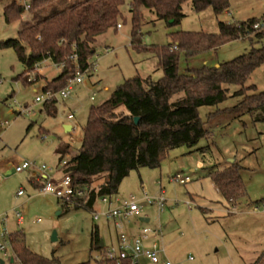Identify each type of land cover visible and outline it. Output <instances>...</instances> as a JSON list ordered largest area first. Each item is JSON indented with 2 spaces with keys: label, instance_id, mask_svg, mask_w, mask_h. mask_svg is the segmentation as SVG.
<instances>
[{
  "label": "rangeland",
  "instance_id": "rangeland-1",
  "mask_svg": "<svg viewBox=\"0 0 264 264\" xmlns=\"http://www.w3.org/2000/svg\"><path fill=\"white\" fill-rule=\"evenodd\" d=\"M80 1L83 0H58L33 14L23 13L12 23L6 21L5 5L0 1V42L18 38L23 28ZM183 11L185 16L180 23L168 24L154 12L143 9L142 43L167 45L173 42L172 34L181 30L217 33L220 21L236 23L256 18L264 26V0H232L229 9L219 14L211 7L196 11L192 2L187 1ZM122 13L119 21L122 27L109 29L98 38L95 53L89 60L94 66L91 72L83 74L84 82L73 84L72 94L67 99L56 95L50 100H57L54 115L48 114L43 102H37L36 97L43 94L44 85L60 70L46 59L41 63V71L29 81L30 72L18 59L16 51L13 48L0 51V215L9 213L10 232L22 233L28 248L47 259L46 264H98L101 254L91 250L94 227L99 229L105 246L117 244V233L111 222L95 221L92 210L84 207L66 209L57 195L41 191L42 181L38 175L42 172L36 168L17 172L16 166L24 160L34 162L37 167L45 165L46 174L60 182L65 173L57 149L62 145L70 146L64 161L78 152L91 107L109 99L128 78L140 75L158 80L163 76L156 57L131 43L129 1L122 7ZM263 46L264 36L240 38L212 52L189 58L183 55L180 70L217 66ZM23 74L28 84L23 82ZM251 84L256 90H248L249 95L264 91V63L254 70L246 86ZM239 88L232 85L226 100L199 108L208 133L196 147H175L160 167L132 170L116 194L125 200L143 203L142 185L151 197L163 189L166 199L163 210L145 203L144 211L132 219V226L144 225L153 230L161 227L159 248L164 247L167 258L174 264H252L264 252V113L252 115L236 111L242 99L235 94ZM70 113L74 118H68ZM65 124L73 129L67 132ZM234 162L241 166L245 194L238 201L229 202L207 173ZM177 173L188 174L192 179L180 184L173 178ZM104 180V175L95 178L93 186L98 187ZM20 190L22 195H18ZM98 205L99 201L94 210ZM16 211L24 217L21 225L15 222ZM144 215L150 218L149 222L140 219ZM54 231L57 240H52ZM154 236L152 232L151 237ZM190 256L194 259L190 260ZM2 260L4 263L0 259V264H20L9 258Z\"/></svg>",
  "mask_w": 264,
  "mask_h": 264
},
{
  "label": "trees",
  "instance_id": "trees-1",
  "mask_svg": "<svg viewBox=\"0 0 264 264\" xmlns=\"http://www.w3.org/2000/svg\"><path fill=\"white\" fill-rule=\"evenodd\" d=\"M4 3V16L8 23L20 19L24 8L16 0H0ZM58 0H32V14ZM129 1L132 15L131 43L138 50L151 52L163 76L154 80L151 76L136 75L119 85L99 106H92L83 127L81 147L62 167L70 175L74 189L81 192L70 201H62L66 209L95 208L103 195H115L123 179L140 167H160L168 152L178 146H197L208 130L199 116V108L216 105L228 97L229 87H240L235 92L242 96L235 107L254 115L264 113V91L247 85L252 73L264 63V46L252 48L239 57L215 65L180 70V59L217 50L221 45L240 39L264 36V26L256 18L236 23L219 22V32L181 30L172 34L173 42L167 45H144L141 20L143 9L156 14L168 24H178L185 16L183 5L192 2L196 11L211 7L216 14L229 9L232 0H83L62 9L19 31L16 39L0 42V51L13 48L27 72L45 59L65 65L59 74L44 85V89L60 90L75 76L78 68L86 70L95 53L98 38L109 29H117L123 17L122 7ZM172 21V22H170ZM257 25V27H256ZM177 45V49H172ZM71 56H76L75 60ZM25 74V73H24ZM22 76L24 83L27 79ZM32 84V83H31ZM57 100L44 103L48 114L56 113ZM135 117H139L136 124ZM70 146H59L63 157ZM241 166L234 162L223 168L210 170L207 175L222 196L229 202L238 201L245 194L240 174ZM105 180L98 187L93 180L99 176ZM14 258L20 264H46L49 261L33 253L25 243L22 233H13ZM108 246L94 227L91 250L105 255ZM80 264H90L83 262ZM98 264L110 263L102 258ZM121 264H132L131 258ZM139 264V263H137ZM252 264H264V252Z\"/></svg>",
  "mask_w": 264,
  "mask_h": 264
},
{
  "label": "built area",
  "instance_id": "built-area-1",
  "mask_svg": "<svg viewBox=\"0 0 264 264\" xmlns=\"http://www.w3.org/2000/svg\"><path fill=\"white\" fill-rule=\"evenodd\" d=\"M16 1L24 8V13L29 12L32 0ZM121 27L122 24L119 23L118 28ZM172 49H177V45H173ZM71 59L75 60L76 56H71ZM41 63H38L36 65L35 70L32 71L33 75H31L32 72L29 73V81H32L37 72L41 71ZM53 65L56 69L61 71L65 63L53 62ZM93 66L94 63L90 64L89 67L84 71L80 70L77 66L78 70L75 76L68 80L67 85L64 88L58 91H55L53 89H43V94L37 95L36 101L43 102L44 104L50 101L56 95L61 96L63 99H67L72 94L73 84L83 83V74L85 72H91ZM73 117V113H70L68 116V118ZM66 162L67 161L63 160V162L61 163L62 167L66 164ZM28 168H36L40 172L44 173L42 175H38L39 180L42 181L41 191L44 193L52 192L57 195L62 201H70L75 195L81 194L80 191L74 189V187L72 186L70 175L65 174L64 178L60 182H56L55 179L46 174L47 167L45 165L37 167L34 162L24 160L21 164L16 166V171L22 172L23 170ZM173 178L180 184H186L192 179L190 175H184L181 173L175 174ZM142 190L145 194L143 203H139L135 199L125 200L116 194L103 195L97 199V202L99 201L100 205L98 206L99 208L92 210L93 219L95 221L104 219L107 222H111L117 233V244L108 246L105 255H101V259L105 258L110 263L115 262L117 264H121L123 260L131 258L132 264H137L141 262L142 258H145L150 264H174L171 260L162 256L164 249L159 248L158 234L160 233L161 227L153 230L148 226H143L135 235H132L127 230L130 226H132V219L144 211L145 203L154 204L161 211L164 208L166 199L163 196V189H161V192L154 197L148 195V192L144 186ZM22 194L23 191L20 190L18 192V195ZM187 204L189 206L192 205L190 201H188ZM14 216L17 225H21L24 221V217L21 212L16 211ZM8 222V212L0 215V259L10 258L12 255H14L12 243L13 233L9 230ZM152 232H155V236L153 238L151 237ZM189 259L193 260L194 258L190 256Z\"/></svg>",
  "mask_w": 264,
  "mask_h": 264
},
{
  "label": "crops",
  "instance_id": "crops-1",
  "mask_svg": "<svg viewBox=\"0 0 264 264\" xmlns=\"http://www.w3.org/2000/svg\"><path fill=\"white\" fill-rule=\"evenodd\" d=\"M74 118V117H73ZM65 126H68V124H65ZM71 126V125H70ZM73 128H72V126H71V128H70V131L72 130ZM69 132V131H68ZM43 173V172H42ZM44 174V173H43ZM37 176V175H36ZM35 176V177H36ZM34 177V178H35ZM143 186L144 185H142V189H143ZM145 187V186H144ZM146 189V188H145ZM148 192V191H147ZM97 205V204H96ZM95 205V206H96ZM99 206V205H98ZM140 219L142 220V219H149V221H150V218L147 216V215H144V216H142V217H140ZM143 222H147L146 220H142ZM17 224V223H16ZM131 225H132V223H131ZM144 225H136V226H130L127 230H128V232L129 233H131L132 235H135V234H137L138 232H139V229L141 228V227H143ZM163 249H164V247H163ZM162 256L164 257V258H167V255H166V251H165V249H164V252H163V254H162ZM14 259V261H16V259L14 258V255H12L9 259L11 260V259ZM13 261V262H14ZM1 263H4V261L1 259ZM139 264H150L148 261H147V259H145V258H142L141 259V262L139 263Z\"/></svg>",
  "mask_w": 264,
  "mask_h": 264
},
{
  "label": "water",
  "instance_id": "water-1",
  "mask_svg": "<svg viewBox=\"0 0 264 264\" xmlns=\"http://www.w3.org/2000/svg\"><path fill=\"white\" fill-rule=\"evenodd\" d=\"M170 22H172V21H170ZM134 121H135V123L137 124V123L139 122V117H135V118H134ZM70 128H71L70 125L65 126V130H66L67 132L70 131ZM142 220H146L147 222H149V219H142ZM57 239H58L57 232L54 231V233H53V235H52V240H57ZM102 245H103V241H102ZM13 261H14V259L12 258V259H11V262H13Z\"/></svg>",
  "mask_w": 264,
  "mask_h": 264
}]
</instances>
